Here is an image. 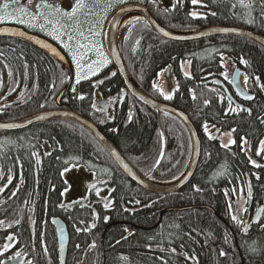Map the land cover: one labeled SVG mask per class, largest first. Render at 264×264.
Returning <instances> with one entry per match:
<instances>
[{
	"label": "trees",
	"instance_id": "obj_1",
	"mask_svg": "<svg viewBox=\"0 0 264 264\" xmlns=\"http://www.w3.org/2000/svg\"><path fill=\"white\" fill-rule=\"evenodd\" d=\"M236 2L198 0L193 4L192 0H172L169 4L152 2L154 5L151 7L156 21L169 30L234 26L264 35L262 0H252L251 9L239 5L233 7ZM193 12L197 13L195 17L190 15ZM142 25L140 21L130 27V33L128 29L123 33L120 39L122 57L128 73L142 92L182 110L196 127L201 151L193 177L173 192L157 194L144 190L117 168L88 130L70 120H50L17 131H0V187L8 183L9 175L12 176V182L0 193V221H3L0 224V242L5 240L6 232L12 229L15 221L18 220L22 231L27 230L28 234V227L32 225L44 236L43 242L49 246L53 263L58 264L51 223L53 217H58L69 230V250L73 256H82L87 245L94 243L95 247L89 251L84 264H95L92 260L96 258L103 260L99 264H162L164 253L156 252L158 259L155 255L144 254L146 246L152 244L174 247L182 255L194 256L196 262L190 264H237L235 234L229 231L226 238L218 217L212 212L223 216L224 210L229 211V205H232H228L225 195L237 193L244 179L254 178L255 165L245 151L250 148L255 155L264 137V123L261 122L264 120L261 88L264 85V48L251 40L226 35L172 40L157 34L149 24ZM24 49L30 58L24 55ZM31 50L27 45H19L15 37H0V100L7 91L6 85L16 80V67L21 65L18 63L20 54L28 60L31 77L35 72L34 78L40 86L39 97L49 91L52 72L49 63ZM224 57L241 67L244 75L249 77L245 87L254 98L244 103L249 105L251 114L248 111L240 114L229 111L232 103L229 104L224 90L218 88L217 81H214L223 68ZM34 59L36 67L33 66L36 64ZM183 62H189L188 74L182 69ZM167 67H171L174 74V85L165 94L172 96L170 100L164 99L157 86L158 75ZM23 68L22 64V72ZM210 79L213 80L209 84L204 83ZM221 81L228 84L227 77ZM154 83L156 89H153ZM70 88L64 96V108L85 117L90 118L94 111L93 99L97 93L115 101L109 111L113 117L108 115L109 112H102L91 120L142 175L167 181L180 175L187 167L191 143L185 126L172 114L144 106L131 96L118 103L122 80L112 65L76 85L74 93ZM12 90L7 91L6 103L0 104V122L20 120L43 109L32 100L27 101L26 96L21 100L12 98L18 92ZM76 92L84 98L76 100ZM205 100L209 101L207 105ZM56 106L52 97L49 108ZM205 124L213 133L216 127L220 132L235 129L234 133L231 132L235 143L222 147L219 140H211L205 133ZM44 143L50 147L47 154L41 148ZM73 165L84 166L96 178H110L109 194L101 198L91 192L84 200L64 205L62 193L66 182L61 173ZM105 204L109 206L106 208ZM131 209L135 212L126 211ZM153 210L167 212L162 230L161 226L155 225L158 214H152ZM120 221L128 222L125 224L134 229L123 239L121 236L125 230ZM152 225L154 228L157 226L156 229L147 230ZM190 232L196 236L193 245L185 242ZM226 241L229 247L227 261L220 255ZM261 241L264 243L263 237ZM252 244L248 249L253 248ZM168 257L170 261L167 264L175 261L176 264H185L173 253Z\"/></svg>",
	"mask_w": 264,
	"mask_h": 264
},
{
	"label": "flooded vegetation",
	"instance_id": "obj_2",
	"mask_svg": "<svg viewBox=\"0 0 264 264\" xmlns=\"http://www.w3.org/2000/svg\"><path fill=\"white\" fill-rule=\"evenodd\" d=\"M172 1V0H171ZM27 0H18V3H13L16 8L19 7L21 4H26ZM95 2L98 4V6L102 8H106L109 3L112 4L111 9L108 11V14L106 16V22L109 20V18L120 8L128 5H139L148 10L150 15L154 17V13L152 11V7L154 4H151L153 0H125L124 3H117L116 0H95ZM71 3H74L73 0H59V5L64 7L66 10H68V5ZM155 3L159 4H167L164 0H155ZM89 4H93V0H89ZM108 9V8H107ZM51 19H55L54 17H50ZM105 22V24H106ZM61 23H64V21H61ZM44 24L42 21H36V27L29 28L27 27L26 24H19L14 21H7V22H0V25H7V26H16L20 28L21 30L25 31L28 34H31L35 37H39L42 40H45L48 43H51L52 45L56 46V48L60 51V53L66 58L68 62V67L58 61L57 59H54L52 56H50L48 53L40 49L39 47L35 46L31 42H28L22 38L15 37L16 40H18L19 45H27L32 48V52L35 54H40L43 58H45L48 61V65L51 69L52 72L50 76V82L48 85V90L43 97H39L38 95V89L40 88L38 82L36 81L35 77V72L32 73V77L30 76V71L29 68H25V65L28 66L27 64V59L25 58L26 56L28 58L29 55L27 53V50H25L26 56H23L20 54L19 57H21V61L18 63H21L20 67H16V80L12 81L11 85L8 84L6 85L5 89L7 91L10 89L12 90H18L15 99L21 100L23 97H27V101H31L33 103L38 104L40 107L43 105V109L38 112H44V111H50V110H64V96H65V90L67 91L68 87L70 88V91L74 93V90H72V85L74 84V77H75V63L72 60V56L69 53L67 49H65L59 40H55L52 38V36L47 35V31H51V25H46L45 30L42 31L40 29V25ZM104 24V25H105ZM105 28V27H104ZM86 35H89V33H86ZM262 35V34H261ZM264 36V35H263ZM66 37V36H64ZM96 37H107L105 34V29H103L102 35H98ZM14 38V37H13ZM30 52V51H29ZM17 53V52H16ZM41 58L42 60H45ZM224 61L221 63L223 65V68L221 72H219L217 75L220 80H223L225 77H227V74L229 75L230 73V67L232 66H237L233 63L231 65L227 59V57H224ZM35 60V59H34ZM36 64L33 66H37V61L35 60ZM22 64L24 65V72L21 71L22 69ZM5 67V63H4ZM227 73V74H226ZM174 75V74H173ZM174 80V76H173ZM216 84L218 88H221L225 90V87H229L226 83H219L217 82ZM41 87H45L42 86ZM4 92V94L1 96L0 104L3 105L6 103L7 97L9 96L8 92ZM13 91V90H12ZM56 91V92H55ZM10 94H13L10 93ZM60 95V98L58 99V96ZM97 96L93 99V104L95 105L94 110H98L99 107V102L101 100H104L106 103V108L104 113H108L110 109L113 107L115 101H111V99H106L104 98L101 94L97 93ZM82 95H79L76 92V100H80V97ZM119 96V95H118ZM52 97H54L55 103L57 104L56 107L54 108H49V105L52 102ZM84 98V96H82ZM129 97L127 95L125 99ZM14 99V100H15ZM10 103L13 101H9ZM243 105L248 106V104L243 103L240 101ZM235 108L236 113L240 114L241 111H245L246 108L240 105H234L233 103L229 105V108ZM35 112V113H38ZM34 113V114H35ZM97 113L96 115H98ZM251 114V113H249ZM110 117H113L112 114L109 112L108 114ZM215 129H218L217 127ZM213 136V130L210 129L209 137ZM217 135L216 139L219 140L220 138ZM264 138V137H263ZM262 138V139H263ZM261 139V140H262ZM260 140V141H261ZM245 143V140H243ZM260 144V142H259ZM259 144L257 147V150L255 151V155H253L252 151L250 148L246 149V153L251 157L252 161H255V165H259V167L255 166V173H254V178H246L240 183V187L237 193L228 196H226V200L229 203H232L235 209V215L237 217H240L242 215V209L246 208L247 211L243 212V217H244V222L246 224V229L244 225H237L232 219L230 211L224 210L223 216H220L217 212H212L218 217V221L222 226V230L224 234L226 235V238H228L229 231L235 234V247H236V253H237V258H235L237 264H264V243H262L261 239L262 237L264 238V212H258L257 209L259 208H264V153L261 155H257V151L259 148ZM42 151L47 154L50 151V147L48 146V150H44V146H41ZM248 151V152H247ZM84 167V166H82ZM85 168V167H84ZM86 169V168H85ZM87 170V169H86ZM88 172L92 173L94 176V179L104 181L105 185H111L112 180L110 178L104 177V178H96L94 173L87 170ZM249 188H251V196L249 197ZM109 194V193H108ZM246 201V203H245ZM65 205V204H64ZM130 213L135 212V210H126ZM158 214V220L155 225L161 226V230L163 228V222L165 220V216L167 214L166 210L160 211V210H153L152 214ZM146 214V213H145ZM172 219H169L170 221ZM122 222V229L125 230V233L121 236L123 238H126L131 235L133 232V228H129L127 224L128 222L125 221H120ZM30 223V222H29ZM155 225L149 226L147 230L153 229ZM156 226V227H157ZM154 228V230L156 229ZM29 234L26 233V231H22V228L19 223H15V225L12 227V229L8 232H6L5 240L3 242H0V253H3V245L5 243H8L6 240V237L9 235H13L15 237V240L12 241V248H10L7 253H4L3 255H0V259H4L6 261V264H20L21 261H32V264H54L53 259L50 256V253L48 252L49 246L46 242H43V235L41 236V232L37 227H34L30 225L29 227ZM5 231L6 229H2ZM160 230V231H161ZM55 232V228H54ZM105 231H103L104 233ZM159 232V231H158ZM68 235H69V230H68ZM71 236V233H70ZM187 239L185 242H187L190 245H193L194 242L196 241V236H194L191 232L190 234H187ZM55 241H56V233H55ZM252 244L253 248H258L261 249L259 254L252 253L248 250V246ZM69 244H70V237H69ZM69 244L68 248L66 251V256H65V261L64 264H84L86 256L88 255L89 251L92 250L94 243H91L87 245L86 249L84 250L82 256H73L71 251L69 250ZM164 245V244H162ZM263 245V246H262ZM225 252L228 255L229 252V247H228V242H224L223 245ZM56 248L58 252V244L56 241ZM174 248V247H169L166 248L165 246L161 247L159 245H147L144 254L146 255H151V256H156L157 259L159 257L160 253H164L165 256L162 258V264H167L170 259L168 257L169 252L168 250ZM163 249V251L161 250ZM176 249V248H175ZM20 251L22 253V256L17 258L16 260L13 261H7V256L14 254V252ZM158 252L159 254H156ZM221 252V251H220ZM232 252V251H231ZM177 259L180 261H184L185 264H190V263H195V260L193 259H185V255H182L179 251L176 250L175 253ZM233 254V253H232ZM227 255H225V260L227 261ZM251 256V258H250ZM189 257V256H188ZM250 258V260H248ZM57 263L60 264L59 260V253L57 255L56 259ZM92 261L95 262V264H99L103 262V260H100L99 258L93 259ZM248 261V262H247ZM176 264V261L174 262Z\"/></svg>",
	"mask_w": 264,
	"mask_h": 264
},
{
	"label": "water",
	"instance_id": "obj_3",
	"mask_svg": "<svg viewBox=\"0 0 264 264\" xmlns=\"http://www.w3.org/2000/svg\"><path fill=\"white\" fill-rule=\"evenodd\" d=\"M131 11L140 12L144 16L145 20L150 21L149 25L155 30L157 34L172 40H189V39L211 37L216 35H226V36L242 37L251 40L264 48V36L256 32H253L252 30L249 29L233 27V26H209L200 30L199 32H195L192 34L190 33L180 34L160 25L150 15V13L146 8L139 5L124 6L118 9L108 20L105 27V34L107 36L105 37L107 40V44H106L107 52L111 63L114 65L117 73L122 79V83L124 87L119 96V103L123 102L125 97L129 94L144 106L152 108L156 111H163L172 114L182 122V124L185 126L189 134L190 142H191L190 160L187 168L184 170V173L182 174L183 176L176 183L162 186L151 182L148 177L143 176L129 161H127V159L120 153V151L116 148V146L100 131V129L90 119L83 117L72 110H50V111L38 112L35 115L25 119L9 121V122H0V125L3 124L17 125L16 127H12V128L0 127V131L2 132L17 131L27 128L28 126L35 123L47 122L50 120H57V119L70 120L76 122L94 135V137L99 141L102 147L109 154V156L111 157L115 165L118 167V169L123 174H125L128 179H130L133 183H135L137 186H139L144 190L157 194H165L180 189L191 180L199 162L201 142L196 127L194 126L193 122L185 112L170 104L164 103L159 100H155L152 97L146 95L144 92L140 90V88L132 80L130 74L128 73L118 45V32L123 17ZM161 29H163V31H161ZM223 29H228V31H222ZM18 32H23L24 35L23 36L15 35V33ZM164 32H168L169 35H164ZM0 36L22 38L28 42H31L35 46L39 47L40 49L48 53L50 56H52L54 59H57L67 67L69 65L66 58L60 53V51L56 48V46L46 42L45 40H42L39 37H35L31 34L26 33L25 31L21 30L20 28L14 25L12 26L0 25ZM28 37H31L32 39H28ZM36 41H41L44 44L50 45L51 48H55L56 51L59 53V55L58 56L53 55L49 48L42 47L41 44L37 43ZM165 77L167 79L171 77L170 83L173 84L172 69L170 67L166 69ZM229 81L234 96L229 92V90H226V94L228 95V97L232 102L236 103V98L244 101L252 100L246 98L248 96H251L253 98V96L244 88L242 83V71L239 68H235L232 70V73L229 76ZM206 83H210V81H207ZM59 98L60 95L58 96V99ZM106 106L107 105L104 101H100L99 111L105 110ZM94 115L95 114L93 113L91 116ZM212 138L214 139L215 136H212ZM113 152L115 153V155H113ZM93 182L94 181L88 182L85 185L88 186ZM96 182L104 183V181H96ZM52 223L56 228V238H57V244L59 250L60 264H64L67 245H68L67 228L65 223L60 218L54 217L52 219Z\"/></svg>",
	"mask_w": 264,
	"mask_h": 264
},
{
	"label": "snow or ice",
	"instance_id": "obj_4",
	"mask_svg": "<svg viewBox=\"0 0 264 264\" xmlns=\"http://www.w3.org/2000/svg\"><path fill=\"white\" fill-rule=\"evenodd\" d=\"M29 3H31V0H28ZM117 3H124L125 0H116ZM153 2H155V0H153ZM198 2V0H192L193 4H196ZM11 3H18V0H11ZM237 5H239L241 8H245V9H251L253 6L252 0H237L236 4H233V7H236ZM95 7H98V4L95 2V0H93V4L92 7H89V0H74V3H71L70 5H68V10H66L64 7L60 6V5H51L49 3H47V0H40L39 3L36 4V12L35 13H31L28 11L27 7L24 5H20L19 7H17L14 11L17 13H20V15H14L13 12L8 11V9L10 8V3L9 2H5L3 5H0V9L3 10V14H0V22H7V21H14L16 23L19 24H26L27 27L32 28V27H36V21L38 18H43L44 20V24L40 25V29L42 31L45 30V26L46 25H51V31H47V35L52 36L53 39L55 40H60L63 47L65 49H67L69 51V53L72 56V60L73 62L76 64L77 67V83H79V81L81 79H88L87 74H85L84 69H87V73H91L92 75H95L97 71H99V68L101 65L107 64V58L104 55V52L102 50V47L93 41H89V35H85V32L81 30V23H80V16L81 15H88V16H95L96 13L93 11V9ZM112 4L109 3L107 5V7L104 9L105 11H107V8H111ZM261 8H264V0H262L261 2ZM42 9H46L47 10V14H45ZM167 10V9H166ZM214 14V13H213ZM264 14V13H262ZM190 15H192L193 17H195L197 15V13L193 12ZM25 16H29L30 20L26 21L25 20ZM50 17H54L55 19H51ZM61 21H64V23H61ZM97 24L100 23V21L96 22ZM133 26H136L137 24L140 23L139 18H134L131 21ZM150 23V21L145 20L143 22L142 26H147ZM96 25H93L92 27H90L89 29H87L88 33L90 34L91 37H96L98 35H100V33L96 32L94 30ZM65 29L67 31H65ZM132 31V28H128V32L130 33ZM161 31H163V29H161ZM222 31H228V29H223ZM15 35H20L23 36L24 33L23 32H18L15 33ZM164 35H169L168 32H164ZM66 36L67 39L66 41L61 40V37ZM77 36L80 38L79 40H77ZM28 39H32L31 37H28ZM125 39H127V37H125ZM80 40L86 41L84 43H81ZM37 43H40L42 47L44 48H49L50 51L52 52L53 55L58 56L59 53L56 51L55 48H51L50 45L48 44H44L41 41H36ZM137 43H139L137 41ZM94 52L95 56L97 57L96 59L92 60L91 63H82L85 60V57L91 53ZM244 62V61H242ZM28 66L25 65V68H27ZM9 75H12L11 72L9 73ZM113 75H115V73H113ZM245 80V84L248 83L249 77L247 75H245L244 77ZM257 83L259 82V77L256 78ZM102 83V81L100 82ZM262 90H264V85H261ZM153 89H156V85L155 83L153 84ZM13 91H15V89H13ZM161 95L164 96V99L166 100H170L172 99L171 95H164L163 93H161ZM247 99H252L251 96L246 97ZM80 99H83V97L81 96ZM205 105H207L209 103V101L205 100ZM229 104H231V100L229 99ZM41 107H43V105H41ZM93 107H95V105H93ZM229 111L231 112H235L236 109L235 108H229ZM245 111H249L250 113V109H245ZM129 120H131V116H129ZM262 123H264V120H261ZM17 125L14 124H3L0 125V127L3 128H12V127H16ZM204 130L205 133L208 132V125L205 124L204 125ZM236 130L232 129L231 132L234 133ZM212 138V137H210ZM243 139V138H242ZM230 143H235V141H230ZM246 143V141H245ZM261 145H264V141H261ZM229 145L224 144L222 145V147L227 148ZM262 153H264V147H262L261 149H258L257 151V155H261ZM33 155H35V153H33ZM113 155H115V153L113 152ZM67 163V161L65 162ZM157 163H159V160H157ZM252 163L255 165V161H252ZM257 167H259V165H255ZM127 167V166H125ZM68 169L65 168L64 171H67ZM223 174V173H220ZM61 175H63V173H61ZM12 182V176L9 175L8 176V183L5 184L3 187H0V193H3L5 191V188H7L8 184H10ZM91 187H95V185H92ZM13 196L16 195L15 192L12 193ZM63 195V193H62ZM97 195H99V190H97ZM251 196V188H249V197ZM246 203V201H245ZM109 205L105 204V207L107 208ZM229 211L230 213H232L231 215V219L237 223V225H244L245 229H246V224L244 222V217H243V212H246L247 209L244 208L242 209V215L240 217H237L235 215V209L233 205H229ZM258 212H264V208H259L257 209ZM95 215V214H93ZM108 218L105 217V220H107ZM3 221H0V224H2ZM15 223H19V221H15ZM94 226V225H93ZM77 231H80V229H77ZM6 240L8 241V243H5L3 245V253H0V255H3L4 253H7V251L12 248V241L15 240V237L13 235H9L6 237ZM227 242V241H226ZM91 247H95V245H91ZM163 251V249H161ZM250 252L252 253H256L259 254L260 251H262L261 249L258 248H249L248 249ZM171 253H175L176 249L175 248H171L168 250ZM221 256H225L227 255V253L223 250H221L220 252ZM22 253L20 251H16L14 252V254L12 255H8L7 256V261H13L16 260L17 258L21 257ZM121 259H126L125 257H121ZM185 259H193L195 260V257H188L185 254ZM0 264H6V261L4 259H0ZM20 264H32V261H21Z\"/></svg>",
	"mask_w": 264,
	"mask_h": 264
},
{
	"label": "rangeland",
	"instance_id": "obj_5",
	"mask_svg": "<svg viewBox=\"0 0 264 264\" xmlns=\"http://www.w3.org/2000/svg\"><path fill=\"white\" fill-rule=\"evenodd\" d=\"M167 4H169L171 2V0H164ZM5 2H9L10 3V8L8 9V11L13 12L14 15H20V13L15 12L14 10L16 9V6L11 3V0H0V5H3ZM40 0H31V3L26 2V4H24V6L27 7L28 11L31 13H35L36 12V4L39 3ZM74 2V0H73ZM47 3L51 4V5H59V0H47ZM23 5V4H22ZM89 7H92L91 4H89ZM105 8H102L100 6L95 7L93 9V11L96 13L95 16H88V15H81L80 16V23H81V30L86 33H88L87 29H89L90 27H92L93 25H96L94 30L98 33H100L102 35L103 29L105 27V22H106V16L108 14V11L111 8H108L107 11L104 10ZM42 11L47 14V10L46 9H42ZM0 14H3V10L0 9ZM26 21L30 20L29 16H25L24 17ZM37 21H42L44 22L43 18H38ZM100 21L99 24H97L96 22ZM127 25H132L127 24ZM126 25V26H127ZM126 26L122 27L119 33V40L122 38V35L125 31H127L128 28ZM65 31H67L65 29ZM67 37H61V40L66 41ZM80 38L77 36V40H79ZM95 41L97 42L101 47L102 50L104 52L105 57L107 58V64L101 65L99 68V71H101L102 69H104L105 67H107L110 62H109V57H108V53H107V49H106V39H104V37H89V41ZM81 43H84L86 41L80 40ZM97 57L95 56L94 52L89 53L86 57L85 60L82 63H91L92 60L96 59ZM182 69L184 70L185 73H189V63L188 62H183L182 63ZM77 67L75 64V77L77 78ZM97 71L96 74L99 72ZM85 74H87L88 77L93 76L91 73H87V69H84ZM157 86L160 88L161 92L165 95L166 91H167V83L166 80L164 78V71L161 72L158 75L157 78ZM210 129L208 128V132L207 135H209L210 133ZM219 138H220V143L222 145L224 144H231L230 141H233V136L231 134V132H221V134H218ZM264 141V138L261 140ZM261 141L259 144V148L264 147V145H261ZM44 150H48V145H46L44 143ZM67 171H63V178L66 182V187L63 191V203L64 204H69L73 201L76 200H84L86 199L91 192H94L96 196L104 198L108 195V193L110 192L111 187L109 185H95V187H91V188H86L85 183H87L90 180L94 179V176L92 173L88 172L85 168L81 167V166H69L67 167ZM97 190H99V195H97Z\"/></svg>",
	"mask_w": 264,
	"mask_h": 264
},
{
	"label": "bare ground",
	"instance_id": "obj_6",
	"mask_svg": "<svg viewBox=\"0 0 264 264\" xmlns=\"http://www.w3.org/2000/svg\"><path fill=\"white\" fill-rule=\"evenodd\" d=\"M137 17L139 18V21H145L144 16H143L140 12H138V11H131V12H129L128 14H126V15L123 17V19H122V21H121V24H120V28L126 26L127 24H130L131 21H132L134 18H137ZM127 26H128V25H127ZM187 33H190V31L183 32L182 34H187ZM66 92H67V91L65 90V93H66ZM70 92H72V91H70ZM179 179H180V176L177 177V178H175V179H173V180H170V181L156 182V181H154L153 179H150V181L153 182V183H156L157 185L166 186V185H171V184L176 183Z\"/></svg>",
	"mask_w": 264,
	"mask_h": 264
}]
</instances>
